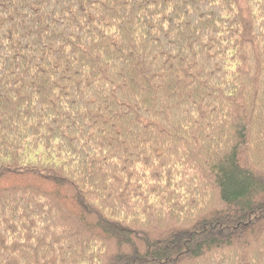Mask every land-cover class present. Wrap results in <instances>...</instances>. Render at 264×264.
<instances>
[{"label": "trees", "instance_id": "obj_1", "mask_svg": "<svg viewBox=\"0 0 264 264\" xmlns=\"http://www.w3.org/2000/svg\"><path fill=\"white\" fill-rule=\"evenodd\" d=\"M0 264H264V0H0Z\"/></svg>", "mask_w": 264, "mask_h": 264}]
</instances>
